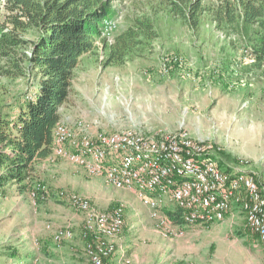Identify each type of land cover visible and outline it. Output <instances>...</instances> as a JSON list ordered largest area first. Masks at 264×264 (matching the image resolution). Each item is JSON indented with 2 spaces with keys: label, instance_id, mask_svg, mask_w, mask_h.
Instances as JSON below:
<instances>
[{
  "label": "rangeland",
  "instance_id": "obj_1",
  "mask_svg": "<svg viewBox=\"0 0 264 264\" xmlns=\"http://www.w3.org/2000/svg\"><path fill=\"white\" fill-rule=\"evenodd\" d=\"M221 1L204 0L207 10L192 27L171 11L168 0H112L121 23L108 44L144 16L153 20L158 37L144 39L125 61L109 65L106 38L97 40V48L75 69L59 123L89 136L127 129L145 137L185 133L212 145L221 169L254 174L264 189V75L255 59L245 57L246 51L254 57L256 36L217 22L214 10ZM26 35L38 34L31 29ZM166 54L181 57L168 71L161 66ZM27 85L25 77L0 78V104ZM33 174L32 183L45 185V197L36 201L30 188L19 191L13 185L0 198V264H76L67 256L71 241L57 245L52 232L69 225L75 241L84 214L60 192L89 199L101 211L124 204L125 225L117 239L121 250L114 262L264 264V242L250 231L239 206L223 221L186 225L184 235L165 236L135 190L115 188L83 165L51 153Z\"/></svg>",
  "mask_w": 264,
  "mask_h": 264
},
{
  "label": "trees",
  "instance_id": "obj_2",
  "mask_svg": "<svg viewBox=\"0 0 264 264\" xmlns=\"http://www.w3.org/2000/svg\"><path fill=\"white\" fill-rule=\"evenodd\" d=\"M203 1L168 0V4L175 15L197 27L207 10ZM115 14L112 0H0V78L28 80L24 92L0 104V198L13 185L19 191L30 188L36 201L46 196L45 185L32 183L35 165L52 153L54 129L81 57L97 48L104 19ZM214 15L220 24L255 34L251 59L264 75V0H222ZM31 29L36 38L27 37ZM157 37L153 20L137 17L113 43L104 39L106 64L125 61L144 39ZM165 212L175 223H183L177 210ZM13 257L23 261L20 255Z\"/></svg>",
  "mask_w": 264,
  "mask_h": 264
},
{
  "label": "built area",
  "instance_id": "obj_3",
  "mask_svg": "<svg viewBox=\"0 0 264 264\" xmlns=\"http://www.w3.org/2000/svg\"><path fill=\"white\" fill-rule=\"evenodd\" d=\"M121 23V15L104 19L101 35L109 38ZM247 58L252 57L246 51ZM249 54V55H248ZM181 57L164 55L162 69ZM81 136V137H78ZM214 147L188 134L160 133L145 137L132 129L100 131L94 136L79 135L65 124L54 129L52 153L83 165L92 175L104 176L115 188L135 190L142 203L156 219L165 236H182L184 226L210 225L223 221L233 207L245 214L250 231L264 242V189L254 174L219 167ZM70 203L84 214L83 236L92 264H110L117 252L116 240L125 225L124 204L101 211L89 199L67 195ZM32 197L35 196L33 192ZM177 210L183 223H175L165 209ZM48 228L52 225L47 224ZM57 245L74 238L71 226L53 230Z\"/></svg>",
  "mask_w": 264,
  "mask_h": 264
},
{
  "label": "crops",
  "instance_id": "obj_4",
  "mask_svg": "<svg viewBox=\"0 0 264 264\" xmlns=\"http://www.w3.org/2000/svg\"><path fill=\"white\" fill-rule=\"evenodd\" d=\"M82 58H81V60H82ZM66 103L63 105V108L65 107ZM235 207H237V206L235 205L233 207V210ZM79 227H80V231L78 232V234L75 238V241H72L73 239L68 241V242L71 241V243H69V244H71V246L69 248L70 251H69V254L67 256L70 259L72 258L76 264H92L88 258L87 252H86V240H85L83 233H82V230H83L82 222L79 224ZM116 244H117V252H119L121 250V247L119 246V243L117 240H116ZM117 252L115 253V255L110 260V264H123L122 261L121 262L120 261L114 262V259L119 256L118 255L119 253H117Z\"/></svg>",
  "mask_w": 264,
  "mask_h": 264
}]
</instances>
